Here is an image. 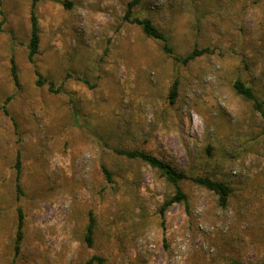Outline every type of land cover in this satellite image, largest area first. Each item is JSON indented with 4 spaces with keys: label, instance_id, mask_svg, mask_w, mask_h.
Here are the masks:
<instances>
[{
    "label": "rangeland",
    "instance_id": "rangeland-1",
    "mask_svg": "<svg viewBox=\"0 0 264 264\" xmlns=\"http://www.w3.org/2000/svg\"><path fill=\"white\" fill-rule=\"evenodd\" d=\"M128 1L0 0V264H82L94 253L102 264H259L264 119L233 81L264 100V0H140L133 15L150 18L174 54L210 48L187 64L123 19ZM33 2L40 40L29 60ZM115 148L222 179L233 193L220 206L214 192L185 181L187 203L162 214L171 186Z\"/></svg>",
    "mask_w": 264,
    "mask_h": 264
},
{
    "label": "trees",
    "instance_id": "trees-1",
    "mask_svg": "<svg viewBox=\"0 0 264 264\" xmlns=\"http://www.w3.org/2000/svg\"><path fill=\"white\" fill-rule=\"evenodd\" d=\"M263 1V0H253V2ZM140 0H130L127 3V7L125 9L123 19L133 23L140 27L141 31L150 38L159 40L161 42L162 50L171 55L174 60L182 63L187 64L188 62L194 60L195 58L199 57L202 54L211 52L209 47H194L190 52L185 54L184 56H179L174 54L173 49L170 47L168 43V38L166 34L153 23V21L148 17H143L139 15H133V8L135 5L139 4ZM29 22H30V32H29V40L27 44L28 48V59L32 60L34 55L38 51L39 40H40V33H39V26H38V19L35 11V3L33 2L30 8V15H29ZM10 72L13 83L16 87L20 85L17 68L14 63V60L11 59L10 65ZM37 85H42L46 79H44L39 71L36 70ZM49 89H51L52 82L49 81ZM177 85L178 81L175 79L170 87L169 93V102L172 104L175 101L177 96ZM233 89L236 94L241 96L243 99L248 100L251 102L253 108L260 113L262 118L264 119V100L258 98L255 94L253 87L243 81L240 78H236L233 81ZM9 100V97H6L5 102ZM6 109V108H5ZM114 152L118 155L124 156L127 159H138L150 167L156 169L159 174L163 177V179L171 186V193L168 194L162 205H161V212L162 214L164 211L174 203H187V194L184 191L183 183L185 181H191L193 184L204 187L205 189L211 190L217 196L218 204L220 206H225L227 204V200L233 193L232 186L225 182L222 179L214 178L210 175H191L188 174L185 170L179 169L170 163L164 161L163 159L153 155L152 153L138 149H123V148H115ZM13 168H15V177H14V186L15 192L18 196L21 193V185H20V159L19 153L17 151L15 162L13 164ZM103 174L108 182H113L112 173L110 170L105 167L104 165L101 166ZM17 225H16V232H15V239H14V249L18 250V242L22 238V231L21 227L23 225L21 211L17 207ZM19 212V214H18ZM19 216V217H18ZM95 232V220L90 213L88 216V222L85 228L84 233V241L88 247H91L93 244V237ZM105 262V257L99 254H92L89 256L82 264H102ZM231 264H246L239 261H231ZM264 264V259L259 263Z\"/></svg>",
    "mask_w": 264,
    "mask_h": 264
}]
</instances>
